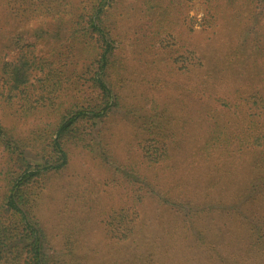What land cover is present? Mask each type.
Segmentation results:
<instances>
[{
	"label": "trees",
	"instance_id": "16d2710c",
	"mask_svg": "<svg viewBox=\"0 0 264 264\" xmlns=\"http://www.w3.org/2000/svg\"><path fill=\"white\" fill-rule=\"evenodd\" d=\"M83 1V8L75 11L70 0H7L12 7L7 3L4 12L0 7L5 26L41 15L66 18L71 39L58 53L40 55L38 42L54 37L57 30L12 28L7 29L9 38L3 46L18 49L16 54L8 59V50L1 55L0 48V100L15 101L21 113L39 111L49 118L38 162L26 156V140L17 139L0 121V150L7 170L3 176L7 182L0 187V261L194 264L203 253L208 263L264 264V92L255 90L248 78L240 87L229 85L226 90L218 81H206L190 88L188 105L179 111L157 99L149 108L130 109L122 95L128 61L117 57L121 43L108 15L116 0ZM230 1L237 0H204L212 19L217 8ZM248 1L264 19V0ZM169 2L181 11L186 6L185 0ZM144 10L146 29L140 33L143 39L136 41L149 51L158 42L155 35L169 28L150 16V8ZM213 66L218 71L217 62ZM115 107L126 115L140 113L131 121L134 136L127 140L123 156L107 139L106 124L96 130L98 121L115 116ZM193 139V155L210 164L201 171L203 183L198 179L190 185L182 182L186 187H181L174 177L169 184L166 179L174 171L161 179L169 161L174 169L176 153L189 155ZM76 149L94 154L106 168V179L119 182L125 197L105 212L86 216H79L74 204L57 206L52 216L56 226L51 227L52 221L44 218L49 207L42 201L44 191L59 177L70 182L64 171ZM238 156H247L240 160L243 177L235 175L227 185L235 182L239 188L229 199L226 190L214 195L215 179L229 178L224 176L234 173L232 159ZM218 215L226 225L234 219L244 226L240 234L231 231L232 247L227 250L219 245L225 235ZM180 241H193L191 249L181 253Z\"/></svg>",
	"mask_w": 264,
	"mask_h": 264
},
{
	"label": "rangeland",
	"instance_id": "374dc122",
	"mask_svg": "<svg viewBox=\"0 0 264 264\" xmlns=\"http://www.w3.org/2000/svg\"><path fill=\"white\" fill-rule=\"evenodd\" d=\"M73 11L76 7L83 8L86 4L83 0H70ZM12 5L7 0H0L2 12L6 9V4ZM223 4L221 2H217ZM186 6L177 9L169 0H116L109 8L110 20L113 21L116 33L120 40L117 57H123L126 62L123 74L127 79L122 95L129 104L130 109L149 108L151 100L157 99L161 104L170 103V109L178 110L180 107L188 105L192 89L201 82L218 81L222 84L223 90L232 85L240 87L244 80L250 79L254 84V89L264 92V19L260 16L262 12L248 0H237L226 2L217 8L215 18L209 16L207 4L204 0H185ZM150 8V16L158 19L164 26L169 28L158 35V41L153 50H147L136 41L137 37L143 39L140 33L144 30L146 23V11ZM111 14V15H110ZM66 18L53 20L48 15L18 23L16 20L5 22L0 21V48L3 49L1 55H5L8 48H4V43L9 38L6 35L7 29L16 31L28 30L36 27L54 28L59 33L54 37H47L37 44V52L40 55L56 54L67 46L69 38ZM146 29V27H145ZM18 49H9L7 58L12 59ZM217 62L218 71L213 64ZM245 68L247 70H245ZM219 71L220 74L218 73ZM212 73V74H211ZM220 78H218V75ZM218 78V80H216ZM160 84L169 87L163 88ZM0 100V121L17 139L24 138L25 153L31 162H38L40 147L46 140L47 134L43 130L47 126L48 119L39 111L35 113H21L16 102L5 103ZM161 105V106H162ZM115 116L106 122L98 121L97 129L103 128L106 124L105 133L107 139L122 154L125 153L126 142L134 136L131 121L138 117L137 111L128 113L123 109L114 108ZM179 111V110H178ZM142 110V114H143ZM198 124V121L196 122ZM194 133H197L198 125ZM96 130L93 134L96 135ZM195 135L194 138H197ZM192 149L188 155L182 151L176 153L174 159L176 164L173 170L169 167L161 174V179L171 175L166 181L170 184L171 178L180 182L181 187H186L183 183L190 185L195 180H201V171L208 163L203 158L194 154L195 139L191 141ZM0 150V187L7 181H3L6 167L2 163L3 153ZM247 156L233 158L234 173L227 179L219 176L215 179L218 188L211 192L217 195L220 189L226 190L228 199L231 194L239 188L240 184H229L235 175L243 177L245 168L240 162ZM174 161V160H173ZM240 162V163H239ZM240 167L241 169H238ZM243 169V170H242ZM69 183L63 178H58L50 187L44 191L43 200L48 201L49 207L45 208V220L52 221L55 208L63 204L72 205L79 216H86L97 211H107L124 200L125 189L119 182H112L106 179V168L98 162L94 154L84 150L76 149L71 162L64 171ZM9 176V175H8ZM217 180V181H216ZM234 181V180H233ZM183 182V183H182ZM203 180L200 181V185ZM214 183V182H213ZM210 183L209 186H212ZM239 185V186H238ZM4 189L2 190V192ZM172 191V190H171ZM1 192V193H2ZM100 197V198H98ZM97 203V205L93 202ZM101 201V204H99ZM94 204V205H92ZM220 221L219 228H224L225 239L224 250L231 248L229 235L231 231L241 233L243 224L237 220L227 221V225L217 216ZM51 227L56 226L55 222L49 223ZM94 240L99 239L95 236ZM168 239V238H166ZM193 241L179 242L178 250L186 253ZM231 245V246H230ZM103 246V245H102ZM181 247V249H180ZM105 249V246L102 247ZM124 250H122L123 252ZM173 255V254H171ZM175 256V255H174ZM177 256V255H176ZM205 254L200 253L201 260L194 264H215L208 263ZM0 264H6L0 261Z\"/></svg>",
	"mask_w": 264,
	"mask_h": 264
}]
</instances>
